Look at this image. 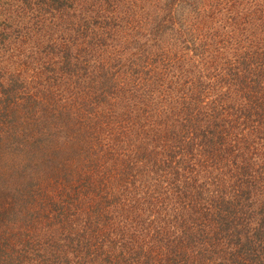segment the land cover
I'll list each match as a JSON object with an SVG mask.
<instances>
[{"label": "trees", "instance_id": "1", "mask_svg": "<svg viewBox=\"0 0 264 264\" xmlns=\"http://www.w3.org/2000/svg\"><path fill=\"white\" fill-rule=\"evenodd\" d=\"M97 51L105 162L0 264H264V0H0L2 92L31 56L67 85Z\"/></svg>", "mask_w": 264, "mask_h": 264}, {"label": "rangeland", "instance_id": "2", "mask_svg": "<svg viewBox=\"0 0 264 264\" xmlns=\"http://www.w3.org/2000/svg\"><path fill=\"white\" fill-rule=\"evenodd\" d=\"M140 14L138 13L139 17ZM225 43L226 40L221 41L220 48H227L228 44L222 47ZM100 55L98 52L97 56H82L81 63L77 67L72 66L70 71L76 75L73 83L68 82L67 85L57 78V71L47 66L49 61L52 62L53 56H41V60H38L37 56H31L27 58L28 67L21 65L17 68L18 74L26 77L24 81H16L22 82L18 84L17 90L9 95L7 91L2 90L11 86L5 85V88L0 89L2 260L12 247L30 249L36 246L44 232V226L49 228L55 225L50 213L51 208L63 200V195L66 194L64 192L70 193L71 197H76L81 192L78 188L74 189L73 185L87 175L82 167L87 164L101 167L105 162L102 152L105 138L108 136L102 127L90 131L88 121L92 114L89 96L94 95L95 90L99 91L100 82L103 80L96 79L92 84L90 80H86L91 74L98 72L96 68ZM16 57L0 58L4 64L9 65ZM90 58L96 59V62L89 63ZM175 67L177 72V63ZM2 74L4 72L0 73V78ZM123 86L127 88L128 83L125 81L120 85L115 94ZM145 90L151 95L153 105L160 102L161 96L157 90L150 91L148 86ZM174 94L175 92L171 93ZM168 98L172 97L168 95ZM96 107L94 106V111ZM110 129L113 133L112 127ZM135 129L136 125L132 123L130 130ZM77 184L79 183L75 185ZM74 197L71 201L76 202ZM81 199L78 203H82L86 198ZM82 232L86 231L82 229ZM37 259L41 260V257ZM17 264L22 263L20 261Z\"/></svg>", "mask_w": 264, "mask_h": 264}]
</instances>
